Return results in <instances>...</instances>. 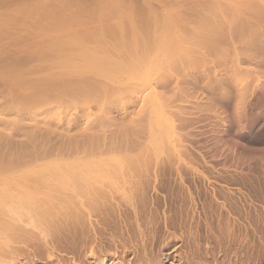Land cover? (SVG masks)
<instances>
[{
  "label": "rangeland",
  "instance_id": "obj_1",
  "mask_svg": "<svg viewBox=\"0 0 264 264\" xmlns=\"http://www.w3.org/2000/svg\"><path fill=\"white\" fill-rule=\"evenodd\" d=\"M0 194V264H264V0H0Z\"/></svg>",
  "mask_w": 264,
  "mask_h": 264
},
{
  "label": "bare ground",
  "instance_id": "obj_2",
  "mask_svg": "<svg viewBox=\"0 0 264 264\" xmlns=\"http://www.w3.org/2000/svg\"><path fill=\"white\" fill-rule=\"evenodd\" d=\"M80 179V178H79ZM7 184V183H6ZM5 192V191H4ZM11 192V191H10ZM3 193V192H2ZM1 195V194H0ZM11 195V194H10ZM4 198H5V196H4Z\"/></svg>",
  "mask_w": 264,
  "mask_h": 264
}]
</instances>
